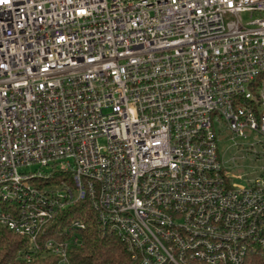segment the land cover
I'll return each mask as SVG.
<instances>
[{"label": "built area", "instance_id": "2783aa9c", "mask_svg": "<svg viewBox=\"0 0 264 264\" xmlns=\"http://www.w3.org/2000/svg\"><path fill=\"white\" fill-rule=\"evenodd\" d=\"M214 121L264 135V0L0 3V230L26 237L16 258L74 264L92 218L122 264H264V178L231 183ZM78 201L92 216L67 219Z\"/></svg>", "mask_w": 264, "mask_h": 264}, {"label": "trees", "instance_id": "16d2710c", "mask_svg": "<svg viewBox=\"0 0 264 264\" xmlns=\"http://www.w3.org/2000/svg\"><path fill=\"white\" fill-rule=\"evenodd\" d=\"M91 214L87 202L78 201L67 210V219ZM84 245L74 251V264H103L111 261L122 264L129 261V252L124 242L114 234L102 232L94 219H88ZM65 221H62L64 223ZM26 243V237L7 228L0 230V264H54L50 257L32 261L16 258L19 248Z\"/></svg>", "mask_w": 264, "mask_h": 264}, {"label": "rangeland", "instance_id": "374dc122", "mask_svg": "<svg viewBox=\"0 0 264 264\" xmlns=\"http://www.w3.org/2000/svg\"><path fill=\"white\" fill-rule=\"evenodd\" d=\"M214 128L220 137L219 154L230 171L231 183L248 186L256 179L264 178V135L251 128L246 129L245 135H234L218 121H214ZM37 166L39 163L36 162L21 168L30 170Z\"/></svg>", "mask_w": 264, "mask_h": 264}, {"label": "snow or ice", "instance_id": "6c2138e0", "mask_svg": "<svg viewBox=\"0 0 264 264\" xmlns=\"http://www.w3.org/2000/svg\"><path fill=\"white\" fill-rule=\"evenodd\" d=\"M3 2V0H0V3H2Z\"/></svg>", "mask_w": 264, "mask_h": 264}]
</instances>
